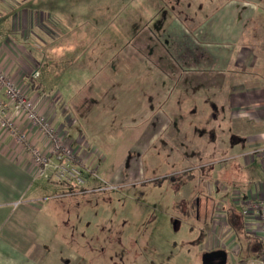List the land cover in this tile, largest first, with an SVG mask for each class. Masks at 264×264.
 Here are the masks:
<instances>
[{
	"label": "crops",
	"instance_id": "0c3cea01",
	"mask_svg": "<svg viewBox=\"0 0 264 264\" xmlns=\"http://www.w3.org/2000/svg\"><path fill=\"white\" fill-rule=\"evenodd\" d=\"M257 2L149 0L140 16L132 11L112 31L108 25L81 32L107 40L102 67L80 70L79 77L91 78L87 86L64 89L39 110L85 157L94 176L84 187L160 181L156 186L166 189L170 181L164 178L179 175L175 199L195 201L201 190L196 220L203 205L207 211L221 205L247 235L241 203L259 200L264 189V37L251 31ZM16 12L19 23H34L48 11L35 8L28 17L25 8ZM59 34L58 41L69 37ZM91 45L76 47L81 58ZM53 47L49 53L59 49L63 55L60 42ZM29 137L38 143L33 132ZM36 180L28 156L0 134V264H69L75 256L50 213L58 207L45 210L41 192L32 191ZM254 259L237 257L234 264Z\"/></svg>",
	"mask_w": 264,
	"mask_h": 264
},
{
	"label": "rangeland",
	"instance_id": "374dc122",
	"mask_svg": "<svg viewBox=\"0 0 264 264\" xmlns=\"http://www.w3.org/2000/svg\"><path fill=\"white\" fill-rule=\"evenodd\" d=\"M148 3L149 0H0V115L14 123V130H18L15 132H24L23 128L29 132L28 122L15 109L17 103L47 106L64 89L80 90L90 83L91 78L87 81L79 77L80 70L102 67L107 40L93 35L86 39L81 32L108 25L112 31L113 26L128 20L132 11L140 16L138 13L148 9ZM187 4H194L193 0ZM20 7L25 8L26 17L35 8L48 12L37 14L40 18L34 23L29 18L19 23L20 13L16 10ZM257 14L251 31L262 32L264 37V0H258ZM9 21L11 27L7 26ZM63 30L69 37L58 41L59 31ZM18 31L23 32L21 39ZM58 42L63 48L61 56L59 49H53L56 56L49 53ZM90 42L93 50L81 58L76 47ZM111 64L109 60L107 65ZM43 116L49 119L48 113ZM32 139L29 137L30 143ZM95 176L101 178L100 174ZM84 178L86 182L85 173ZM158 183L109 190L98 183L96 190L83 187L65 194L62 186L39 178L32 184V191L37 188L41 192L45 210L52 205L58 207L50 213L67 249L75 255L69 264H202L201 256L207 253L209 243L204 226L211 210L203 205L196 220L195 201L201 190L195 201H179L173 196L176 183L168 182L166 189L163 184L156 186ZM226 264H231L229 259Z\"/></svg>",
	"mask_w": 264,
	"mask_h": 264
},
{
	"label": "built area",
	"instance_id": "2783aa9c",
	"mask_svg": "<svg viewBox=\"0 0 264 264\" xmlns=\"http://www.w3.org/2000/svg\"><path fill=\"white\" fill-rule=\"evenodd\" d=\"M12 97L15 95L12 94ZM15 109H19V117L28 122L29 132H15L18 130L16 128L14 130V123H9L1 115L0 128L4 135L13 138L11 139L13 144L28 156L33 177L35 179L42 178L50 183L65 184L71 190L82 189L86 184L84 173L85 176H94V174L85 165V157L78 149L71 147L67 132L55 128L52 122L44 117L39 108L34 105L19 102ZM30 132L35 134L38 143H30ZM259 156L264 164V148L259 150ZM105 188L107 190L114 189L112 186ZM214 209L211 224L204 229L209 242L205 247L206 251H224L227 255V263L229 259V262L234 264L240 249L228 228L226 211L221 205L215 206ZM240 216L247 235L258 239L261 245L258 257L247 264H264V189L259 200L252 199L241 203ZM221 232H225V235H220ZM225 237L227 238L225 239Z\"/></svg>",
	"mask_w": 264,
	"mask_h": 264
},
{
	"label": "trees",
	"instance_id": "16d2710c",
	"mask_svg": "<svg viewBox=\"0 0 264 264\" xmlns=\"http://www.w3.org/2000/svg\"><path fill=\"white\" fill-rule=\"evenodd\" d=\"M29 80L30 82H32V78H29ZM180 177L181 176L179 175H173L168 178H164V180L166 179V180H169L170 182H174V181H177ZM55 184H58V183H55ZM58 185L66 186L65 184H58ZM195 210H197L196 212H198V207L195 206ZM212 216H213V211H211V218H210L209 224L212 221ZM226 220H227V225L229 229L232 231L236 239V242L238 244V247L240 249V253H239L240 256H238L240 258V261H245L248 258H252V257L257 258L261 251V245L258 239L245 235L244 234L245 232L243 233L242 228L236 227L234 225L235 223L232 222L231 214L229 210L226 211Z\"/></svg>",
	"mask_w": 264,
	"mask_h": 264
},
{
	"label": "water",
	"instance_id": "95a60500",
	"mask_svg": "<svg viewBox=\"0 0 264 264\" xmlns=\"http://www.w3.org/2000/svg\"><path fill=\"white\" fill-rule=\"evenodd\" d=\"M202 264H226L227 255L224 251H213L202 254L201 256Z\"/></svg>",
	"mask_w": 264,
	"mask_h": 264
}]
</instances>
